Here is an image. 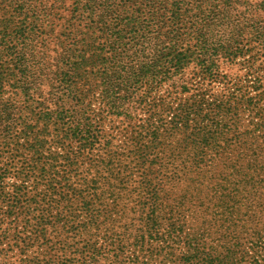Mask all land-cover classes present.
<instances>
[{
  "label": "trees",
  "instance_id": "1",
  "mask_svg": "<svg viewBox=\"0 0 264 264\" xmlns=\"http://www.w3.org/2000/svg\"><path fill=\"white\" fill-rule=\"evenodd\" d=\"M48 1L0 0V60L9 63L0 67V203L14 163L35 177L53 169L59 179L35 195L40 220L25 225L30 232L11 233L0 221V257L95 264L103 239L131 264L143 258L164 264L162 256L178 251L182 264H241L249 255L262 264L261 222L251 243L257 250L241 249V235L264 215V150L252 135L264 133L259 101L243 104L256 116L244 130L227 104L232 99L199 95L163 108L151 97L192 64L204 81L213 80L219 58L245 55L244 33L263 45L264 28L250 24L234 0H74L73 26L82 37L55 60L46 49L54 30L47 24L53 6L65 0L50 7ZM180 88L188 93L187 84ZM94 100L100 107L90 113ZM133 107L145 113L138 125ZM105 114L131 127L119 151L93 123ZM16 139L24 141L13 151ZM100 146L103 154L89 157ZM135 178L142 183L136 207L142 226L114 230L125 218V187L101 184ZM26 190L24 182L15 186L14 201L3 209L9 217L25 212Z\"/></svg>",
  "mask_w": 264,
  "mask_h": 264
},
{
  "label": "rangeland",
  "instance_id": "2",
  "mask_svg": "<svg viewBox=\"0 0 264 264\" xmlns=\"http://www.w3.org/2000/svg\"><path fill=\"white\" fill-rule=\"evenodd\" d=\"M55 0L48 1V7L54 3ZM74 0H65V4L58 7L59 5L56 3L53 8H56V12L54 11V16H51L50 23L47 24V27H51L54 29L49 36V40L47 41V50L49 53L54 54V59H57V55L64 52V49L70 43L71 40L80 39L82 37L81 29L78 28V23L75 26L73 24L76 21V17L73 14V4ZM237 6L240 7V11L244 12L247 17V21L250 24H256L260 27L264 28V0H240L235 1ZM2 17V11H0V18ZM75 21H74V20ZM13 29H11L12 31ZM45 31V30H43ZM244 32V31H243ZM1 38L0 34V46H1ZM75 38V39H74ZM242 45L241 49L244 50L245 55L238 56L236 58L233 57H222L218 59L217 68H216V77L213 80L206 82L202 77L199 76V68H195V65L192 64L188 67L186 72L175 76L173 81L165 83L161 88H159L156 93L151 97V99L155 98V101L163 102L162 107L164 108L166 104H173L175 100L178 102L187 101L188 99H200L205 98L209 102L215 100V97L223 98L225 101L228 100V105H232L239 112V119L242 122V128L244 130H250L252 121L255 117L252 112L248 111L243 104L246 99L252 98L259 101L258 106L263 114L264 119V43L263 45H259L251 34L244 33L243 41H241ZM52 59V58H51ZM6 64V65H5ZM5 65L8 67L9 63L7 58H2L0 60V67ZM174 82V84H172ZM187 84L188 93L183 92L180 93L181 85ZM176 85V86H175ZM175 86V88H173ZM47 89V87H45ZM52 88V85H51ZM12 90V89H11ZM8 93H10V89H8ZM7 93V94H8ZM205 97H204V96ZM98 96V94H96ZM178 98H180L178 100ZM234 98H236L234 100ZM231 101V102H230ZM165 103V105H164ZM192 103V102H191ZM52 103L50 107H52ZM99 102L94 100L89 108L90 113L99 110ZM95 112V113H96ZM93 113V115L95 114ZM129 113L134 117V124H140L141 120H144L145 113L141 110V108H131ZM235 113V112H234ZM106 118L101 120V117H96L93 119V123L101 129L103 135L111 136L110 138L113 140V145L115 148L113 150H118L121 145V141H123L122 135H130V125L129 123L124 124L123 122L116 120L115 117L111 115L105 114ZM233 115H229V119H232ZM125 126V127H124ZM118 127H120L118 129ZM124 127V128H123ZM127 127V128H126ZM243 130V131H244ZM252 135H255L256 140H258V145H261V148L264 150V133H256L252 132ZM122 139V140H121ZM14 147L11 148L13 151L18 147H21V143H23V139H16ZM18 145V146H17ZM99 145V144H98ZM119 151V150H118ZM102 147H98L88 152L89 157H94L95 155L103 154ZM262 162L264 164V158H262ZM23 162L14 163V168L10 171V175L5 179L6 184V202L0 203V221L4 224L7 229H11V233L14 231H25L30 232L31 228H26L25 225L27 223H37L40 218H38L39 208H36L34 204V200L36 199L35 195H41L45 192L47 188V184L50 182H58L59 179L53 178V174L57 175L53 169H51L52 174H41V172L37 173V177L32 176L26 170L22 169ZM58 168H56L57 172ZM136 172V168H134L133 173ZM27 175V176H26ZM45 176V178H43ZM264 178V176H261ZM25 183V187L28 188L25 192H28L26 196H21L20 202L24 207L23 213L11 215L10 217L7 213L4 212L3 209H6L4 205H10L14 201V190L15 186H21ZM142 183H140L138 178H135V181L128 182V184H120V183H108L101 184L102 188H108L111 185H115L119 188L125 187V194L123 198L122 210L125 211V218L120 222V224L116 226H110L114 230L121 229H131L135 230L142 226V220L140 217L142 216L141 209L138 210L141 204V198L139 199L138 193L142 190ZM57 186V184H55ZM182 188V187H181ZM140 204V205H139ZM126 206V207H124ZM26 207V208H25ZM261 222L264 225V215L261 217V220H256L253 223L254 230H250L248 233L242 234L241 241L243 243L244 251L252 250L250 248H255L251 244L252 241L257 237V228L260 227ZM19 226V227H18ZM104 228V227H102ZM256 230V232H255ZM93 243V240L91 241ZM99 253V261L95 264H131L129 261L125 260V257L117 258L116 246H111L108 243H105L103 239H100L96 244ZM216 247V244L213 245ZM224 250V249H223ZM132 249H127L126 257L132 255ZM180 253L179 251L172 259L166 258L162 256L164 260V264H182L180 262ZM247 261L241 264H256V256L252 257L249 255L246 258ZM21 258L18 254L11 255L10 259H4L0 257V264H19ZM147 258H143L138 264H160L162 261L161 258L152 259L147 262ZM125 262V263H124ZM264 264V262L262 263Z\"/></svg>",
  "mask_w": 264,
  "mask_h": 264
}]
</instances>
